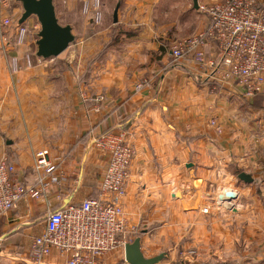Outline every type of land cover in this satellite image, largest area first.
Listing matches in <instances>:
<instances>
[{
  "label": "crops",
  "instance_id": "1",
  "mask_svg": "<svg viewBox=\"0 0 264 264\" xmlns=\"http://www.w3.org/2000/svg\"><path fill=\"white\" fill-rule=\"evenodd\" d=\"M100 1L103 18L111 4L118 5L111 28L117 33L112 41L110 31L101 48H96V40L87 44L88 56L95 57L85 70L11 72L15 55L10 37L0 34V159L10 162L14 180L28 187L37 178L34 155L44 150L58 178L39 198L25 194L0 216V264H37L30 244L44 232L46 214L97 197L107 156L90 145V136L105 132H124L133 147L122 198L125 232L127 220L135 221L137 205H185L186 196L175 194L177 189L203 193L231 182L239 194V215L245 209L239 216L245 222L244 236L249 238L256 228L264 237V86L247 99L235 81H222L218 73L212 76L188 61L174 62L170 50L161 46L170 44L168 38L156 39L157 30L168 36L173 32L166 29L171 23L156 29L158 8L171 0ZM62 3L69 17L78 14L82 19L77 23L73 17L64 24L72 34L77 26L95 25L80 5ZM60 15L56 18L63 25ZM207 23H198L192 35ZM99 31L106 34L104 28ZM205 53L208 59L216 57L213 46ZM140 82L147 84L137 91ZM96 94L105 100L92 112ZM83 96L89 100L84 102ZM241 173L251 182L238 179ZM66 261L65 254L52 250L40 264Z\"/></svg>",
  "mask_w": 264,
  "mask_h": 264
},
{
  "label": "built area",
  "instance_id": "2",
  "mask_svg": "<svg viewBox=\"0 0 264 264\" xmlns=\"http://www.w3.org/2000/svg\"><path fill=\"white\" fill-rule=\"evenodd\" d=\"M7 7L8 0H0V28L10 30ZM199 7L205 9L208 23L197 34L170 49L174 62L184 64L188 61L199 69L212 72V76L218 73L222 81H235L245 98L255 97L264 86V0H209ZM100 8V0L82 1V12L93 15L95 25L101 23ZM13 27L15 44L22 45L25 29L18 24ZM208 46L216 49L213 60L206 57ZM146 84L138 83L135 90H141ZM83 99L88 101L85 96ZM104 100L102 94H96L91 100L92 112H98ZM90 145L107 156L99 180V196L63 205L46 214L44 232L33 237L30 244L32 259L37 264L52 250L65 254L66 264H101L105 254L126 244L121 240L125 234L122 198L129 179L133 147L124 132L91 135ZM33 166L37 173L35 184L22 187L12 177L14 166L6 159H0V216L25 194L39 198L48 183L58 181L52 175L55 168L49 163L46 151L35 153ZM231 190L232 197L217 196L215 199L235 213L239 210V194L237 190Z\"/></svg>",
  "mask_w": 264,
  "mask_h": 264
},
{
  "label": "rangeland",
  "instance_id": "3",
  "mask_svg": "<svg viewBox=\"0 0 264 264\" xmlns=\"http://www.w3.org/2000/svg\"><path fill=\"white\" fill-rule=\"evenodd\" d=\"M72 1L73 7L77 8L79 5L81 7L83 0ZM171 1L172 4L170 2L163 3L161 8H158L157 15L159 24L156 29L172 24L166 26L167 31H173L170 36L168 33L161 34L163 30L156 31V39L159 36V40H161L160 38L169 40L171 45L165 42L161 44L162 47L165 46L166 50H170L179 42L173 43L174 41L192 35V31L198 26V23L208 22L205 9L200 8L199 5L204 6L209 0H197V9H193L192 0L183 1L185 2L184 6L181 5L183 4L182 0ZM53 5L56 6V17L61 12L60 23L64 25L73 19V15L69 17L68 13L64 12L66 7L62 0H53ZM113 8L114 4H111L109 10L105 11L104 18L102 15L101 23L98 26L77 29L76 24L74 40L68 48L58 57L41 59L35 56V41L40 30L36 17L30 16L22 24L25 29L24 41L22 45H16L13 26L17 24L23 11L19 2L8 0L7 12L12 27L10 30L0 28V34L10 37L7 38V41H10L11 48H13L10 51L15 55L10 59L11 72L31 68L39 72H72L82 68L85 70L88 60L95 57V55L88 56L90 47L87 48V44L96 40V48H98L103 45L110 31L112 36L116 33L115 30H111ZM84 16L93 19V15L84 14ZM74 19V22L77 23L82 21L78 14ZM184 23L186 26L180 27ZM103 28L106 32L105 35L99 31ZM98 32L100 35L97 34ZM230 187L236 189L231 182H225L221 188L228 189ZM218 188L206 189L203 193L201 191L203 189H187L185 192L177 189L178 192L175 194H181L182 198L186 196L185 205H183L184 203L182 205L177 203L175 207L173 205L171 207L168 205L153 206L152 204L137 205L138 208L133 215L135 221L130 224L127 220V231L121 240L130 243L135 238H139L140 250L145 258L164 255V258L157 264H261L264 261V253H262L264 237L258 235L256 228V231L251 229L252 235L249 238L244 236L245 222L239 216L243 215L245 209L239 215L238 211L233 213L226 208L225 204L217 203L215 197L220 194L216 195L215 193L219 192ZM99 193L98 191L97 197ZM164 197H166V192H164ZM232 230H235V236ZM101 264H127L124 261L123 246L118 245L114 250L105 254Z\"/></svg>",
  "mask_w": 264,
  "mask_h": 264
},
{
  "label": "water",
  "instance_id": "4",
  "mask_svg": "<svg viewBox=\"0 0 264 264\" xmlns=\"http://www.w3.org/2000/svg\"><path fill=\"white\" fill-rule=\"evenodd\" d=\"M22 7V14L17 21L18 25H22L30 16H35L39 24L40 30L37 33L35 41V56L41 59H49L58 57L63 53L74 40L71 27L68 25H60L55 15L53 0H15ZM194 9H197V0H192ZM117 9L115 6L112 21H117ZM238 179L245 183H250V176L241 173ZM226 197H232L229 193ZM124 261L127 264H157L164 255L160 254L153 258H145L140 250V239L135 238L132 242L123 246Z\"/></svg>",
  "mask_w": 264,
  "mask_h": 264
},
{
  "label": "bare ground",
  "instance_id": "5",
  "mask_svg": "<svg viewBox=\"0 0 264 264\" xmlns=\"http://www.w3.org/2000/svg\"><path fill=\"white\" fill-rule=\"evenodd\" d=\"M221 187H219V192L218 193L216 192V195L220 194V195H218L219 197H223V196L228 195L229 193H233V190H231L232 189L231 187L228 189H223Z\"/></svg>",
  "mask_w": 264,
  "mask_h": 264
},
{
  "label": "trees",
  "instance_id": "6",
  "mask_svg": "<svg viewBox=\"0 0 264 264\" xmlns=\"http://www.w3.org/2000/svg\"><path fill=\"white\" fill-rule=\"evenodd\" d=\"M116 31V30H115ZM117 33V32H116ZM116 33L112 36V41H115Z\"/></svg>",
  "mask_w": 264,
  "mask_h": 264
}]
</instances>
